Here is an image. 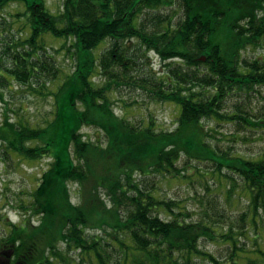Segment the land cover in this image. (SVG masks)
Here are the masks:
<instances>
[{
  "label": "trees",
  "instance_id": "16d2710c",
  "mask_svg": "<svg viewBox=\"0 0 264 264\" xmlns=\"http://www.w3.org/2000/svg\"><path fill=\"white\" fill-rule=\"evenodd\" d=\"M9 2L23 3L25 10L16 15L26 16L28 30L0 43L1 99L12 81L32 89L40 79H57L47 35L63 39L60 48L74 64L50 92L54 118L45 126L10 121L7 114L0 124L6 156L12 151L51 158L31 201L21 206L22 222L6 223L0 264H196L201 256L222 264L199 247L201 238L226 245L225 264L264 261V247L239 249L233 226L215 224L217 212L187 220L191 213L162 199L157 184L180 174L182 154L211 159L218 172L225 167L226 177L238 176L248 192L236 219L241 228L255 240L264 237V152L217 154L202 124L226 118L264 129V118L248 119L238 106L221 112L232 95L264 85V57L244 56L248 47L264 44V0H63L56 14L45 0H0V9ZM134 41L139 49L131 50L127 43ZM140 49L163 61L158 74L149 73L151 66L132 73ZM121 76L150 98L174 103L176 127L169 131L151 119L119 116L111 94ZM84 126L99 130L104 144L85 139ZM70 183L77 186L75 201Z\"/></svg>",
  "mask_w": 264,
  "mask_h": 264
},
{
  "label": "rangeland",
  "instance_id": "374dc122",
  "mask_svg": "<svg viewBox=\"0 0 264 264\" xmlns=\"http://www.w3.org/2000/svg\"><path fill=\"white\" fill-rule=\"evenodd\" d=\"M63 0H45L46 7L54 14L61 9ZM21 2H9L0 9V43L16 39L18 36H26L28 26L26 16L16 15L24 11ZM162 8L161 11H166ZM63 39L46 36L47 54L56 59L59 66L58 77L55 81H48L45 78L36 81L29 89L28 85H21L12 81L9 88L3 90V99L0 98V124L5 115L10 116V121H22L25 125L45 126L54 118V100L50 93L54 91L66 73L73 69V60L65 48H60ZM109 40H106V44ZM131 50L139 49L138 44L128 42ZM97 52V51H96ZM152 54V53H150ZM145 57L140 49V56L136 58L135 69L132 73H145L151 66L149 73L161 71L163 61L157 56ZM246 58L264 57V44L256 47H248L244 51ZM158 71V72H157ZM96 82H102L100 77H95ZM122 84L111 94L114 101L113 107L119 116L132 121L151 119L156 127L164 130H173L176 127L178 107L171 102L157 101L150 96L143 88H137L131 81L121 76ZM46 82V87L43 86ZM222 113H228L236 109L242 111L246 118L253 121L264 118V85H256L254 91L249 93H238L230 97L224 104ZM204 128L207 130L206 139L214 146L217 154L228 152L238 153L245 157H253L264 152V129L261 126H248L246 123L239 124L226 118L204 119ZM81 131L85 139L94 143H103L104 137L99 130L84 126ZM3 142L0 141V236L5 235L8 221L20 223L26 216L23 211V204H28L31 197V190L36 187L43 170H45L51 158L29 159L15 152L10 155L3 152ZM181 172L177 176L167 175L159 178V196L162 199L174 200L186 207L191 215L187 220L198 221L204 216V211L213 215V221L221 229L229 225L233 227L234 235L239 239V249L254 248L255 243L264 247L263 233L255 240L254 233L249 234L241 228L237 222V214L246 209L248 192L243 188L241 179L234 175V179L226 177L225 167L221 171L216 170V163L213 160L188 158L182 154L177 162ZM234 184L233 190L231 185ZM71 198H77V186L69 184ZM161 216L168 217L161 213ZM32 218V217H31ZM33 218L32 221H36ZM264 225V220H259ZM248 235V237H247ZM199 247L217 257L222 264H225L229 257V251L222 242L201 238ZM196 264H213L204 256L195 259ZM243 264V263H238ZM258 264H264V261Z\"/></svg>",
  "mask_w": 264,
  "mask_h": 264
}]
</instances>
